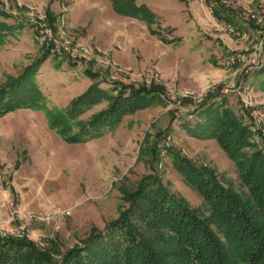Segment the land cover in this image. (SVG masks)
Segmentation results:
<instances>
[{
	"label": "rangeland",
	"instance_id": "obj_1",
	"mask_svg": "<svg viewBox=\"0 0 264 264\" xmlns=\"http://www.w3.org/2000/svg\"><path fill=\"white\" fill-rule=\"evenodd\" d=\"M202 1V10L192 14L185 0H133V16L118 12L111 0H0V9L10 14L6 21L14 25L0 45V86L45 51L48 55L33 76L42 95L39 105L24 100L23 106L0 115V233L23 231L11 236L65 250L117 218L121 189L134 188L154 171L172 193L201 210V196L173 167L169 147L213 169L237 191L243 189L234 162L216 139L191 136L183 125L201 119L198 104L220 85L225 106L236 112L242 106L255 129V148L264 150V78L254 75L264 61V0H226L228 6L221 0ZM29 6L33 15L45 13L47 27L54 34L63 31L71 48L83 43L107 50L118 67L102 62L107 58L97 53L73 61L51 41L41 44ZM143 7L153 16L147 17ZM215 10L228 20L217 19ZM123 50L126 56L117 57ZM211 62V70H221L207 82L197 85L183 78L192 70L207 71ZM152 83L164 86L160 102L122 115L95 137L70 140L72 134L51 125L49 111L65 108L92 84L116 95L117 85ZM80 106L82 111L70 119L73 131L77 120L88 121L107 101ZM165 135L169 146L161 153L157 145ZM153 148L159 155L154 162Z\"/></svg>",
	"mask_w": 264,
	"mask_h": 264
},
{
	"label": "trees",
	"instance_id": "obj_2",
	"mask_svg": "<svg viewBox=\"0 0 264 264\" xmlns=\"http://www.w3.org/2000/svg\"><path fill=\"white\" fill-rule=\"evenodd\" d=\"M111 2L118 12L134 16L133 0ZM143 10L147 17L153 16L145 7ZM47 13L53 16L49 10ZM213 14L217 19L229 18L219 10ZM8 17L10 14L0 9V45L14 28L6 21ZM46 57L45 51L17 77H10L0 86V115L23 106L24 100L31 101L26 105H39L42 95L33 76ZM254 75L264 78V61ZM116 87L117 94L111 95V88L104 91L96 84L90 85L65 108L49 111L51 125L62 134H72L70 140H86L114 126L122 115L160 102L164 91L163 85L154 83L149 87ZM220 88L216 86V93L213 89L198 104L197 116L201 119L183 126L196 138L216 139L234 162L242 190L237 191L213 169L169 147L173 167L201 196V210L172 193L154 171L144 175L134 188L121 189L117 218L102 230L91 229L81 243L65 250L55 243L42 247L27 237L0 235V264H264V150L255 148L250 120L243 116L242 106L238 112L225 106L227 101ZM102 101H107V107L92 114L88 121L77 120L73 131L70 119L82 111L80 105L86 103L89 107ZM154 149L150 153L152 162L159 158Z\"/></svg>",
	"mask_w": 264,
	"mask_h": 264
},
{
	"label": "built area",
	"instance_id": "obj_3",
	"mask_svg": "<svg viewBox=\"0 0 264 264\" xmlns=\"http://www.w3.org/2000/svg\"><path fill=\"white\" fill-rule=\"evenodd\" d=\"M221 2H223L225 4V6L229 5L226 0H223V1L221 0ZM28 11L32 15L33 19L35 18V20H36L35 29H36V31L38 30V37L37 38L41 44L48 45L49 41H51L52 43H54V45H53L54 49H56L57 51L62 52V53H67L68 57H70L73 61H77L79 59L91 57V55H93L94 53L99 54L103 58H107V55H108L107 50L102 52L98 48L94 49V48H91L90 46L85 45L83 43H76L75 48H71L72 47L71 43L64 37L63 31H60V35H58V34H54L52 29L47 27V25H46L47 15L45 13H38V14L33 15L32 14V13H34L33 6H29ZM58 23L60 24V26L64 25L65 17L63 15L60 16V20L58 21ZM228 30L230 32L232 31V28L230 27V25H228ZM50 53L53 54L54 50L52 49L50 51ZM103 61H105V63L109 66H113L115 68L118 67L117 63L109 61L108 58L106 60H102V62ZM124 73H129V69H125ZM111 79H115V78L112 77ZM243 116H246V115L243 113ZM252 131H255L254 127L252 128ZM169 139H170V136L165 135L163 140H162V143H159L157 145L158 148L161 149V153H164L166 147L169 146V143H168ZM0 235H2V236H4V235L22 236L23 231H16V233H10V234L0 233Z\"/></svg>",
	"mask_w": 264,
	"mask_h": 264
},
{
	"label": "crops",
	"instance_id": "obj_4",
	"mask_svg": "<svg viewBox=\"0 0 264 264\" xmlns=\"http://www.w3.org/2000/svg\"><path fill=\"white\" fill-rule=\"evenodd\" d=\"M190 6V9H191V12H192V14H193V11H195L194 13H196L198 10H202V8H203V5H204V3H203V1L202 0H185ZM124 37H126V36H124ZM126 40L128 41V39H127V37H126ZM109 45H111L112 44V40L110 39L109 41ZM118 54V56L117 57H119V58H123L124 56H126V51L125 50H123V51H121L120 53L118 52L117 53ZM211 59V58H210ZM209 58H208V61L210 60ZM211 61H212V59H211ZM210 62V61H209ZM212 65V62H211V64L210 65H207L206 67H205V69L207 70V71H203V69L204 68H202V69H200V70H192L191 72H189L188 74H187V76L186 77H183L184 79H187V80H189L190 82H192L193 84H202V83H204V82H207L206 81V78L207 77H212V76H214L213 74L215 73V74H217V75H219V71L221 70V69H219V68H215V69H217V70H211V66ZM213 66V65H212ZM206 73H209V74H206ZM175 75H174V78L176 79L175 80V82L176 83H180V78H178V75L176 74V73H174ZM163 83V82H162ZM165 85H167L166 83H164ZM181 87V86H180ZM2 187V184H0V188ZM5 196V192L3 193L2 192V196Z\"/></svg>",
	"mask_w": 264,
	"mask_h": 264
}]
</instances>
